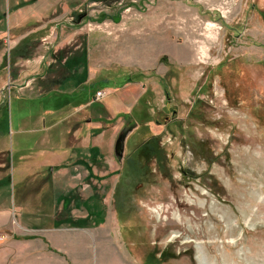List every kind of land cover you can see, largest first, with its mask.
I'll return each mask as SVG.
<instances>
[{
  "label": "rangeland",
  "instance_id": "obj_1",
  "mask_svg": "<svg viewBox=\"0 0 264 264\" xmlns=\"http://www.w3.org/2000/svg\"><path fill=\"white\" fill-rule=\"evenodd\" d=\"M33 4L0 42L31 77L3 85L0 203L57 216L9 213L0 264H264V0Z\"/></svg>",
  "mask_w": 264,
  "mask_h": 264
},
{
  "label": "crops",
  "instance_id": "obj_2",
  "mask_svg": "<svg viewBox=\"0 0 264 264\" xmlns=\"http://www.w3.org/2000/svg\"><path fill=\"white\" fill-rule=\"evenodd\" d=\"M19 1H21V0H0V42H2L3 45H5L6 50L8 47H10V45H6L8 43V40H6V38H9L11 35H13V36L14 35H16V36L23 35V33L15 32L14 23H12V20H20L21 21L23 19L24 20H30L31 18H34V16H31V14L28 15L30 19H27V17L24 15L21 16L19 13L13 14V11H14L13 5L18 3ZM31 1H32V3H34L33 5H35V6H36V3H38L40 5L39 7H37V8H40V12L37 11L36 9H31V11H37L36 15H38L39 17L45 16V15H43L44 13H41L42 9H44V11H47V9H50L52 5H55V3H57V0H30V2ZM11 4H13V5L11 6ZM46 13L49 16V12L47 11V12H45V14ZM1 51H2V49H0V53H2ZM0 58H1V55H0ZM43 66L47 67V64L46 65L44 64ZM41 75H43V73ZM30 78L31 77H24V79L21 82H16L14 77L13 78H11L10 76H8L7 78L3 77V76L0 77V110H1V107L6 106V102H5L6 95L3 93L4 92L3 90L5 89L3 85L8 86L9 90H10V88H13V90H17L15 88L16 84L18 85V87H22V86H24L23 83L28 81ZM15 93H20V92L15 91ZM9 94H11V93H8L7 95H9ZM54 110L53 109H47L48 114L51 115L50 113H53L52 111H54ZM55 122H56V120L53 118L52 120H50L48 125H47V123L45 125H43V129H45V130L49 129L47 127L52 126ZM8 133H9V130L7 129V126H5V125L1 126V129H0V195L1 194L8 195V192L10 190L8 187V185H9L8 182L10 181V177L6 173L7 168H5V166H8V159H7L8 156L4 158V153L6 151H8V148H9V145L7 143ZM47 142L52 145L50 150L53 153V156L51 157L53 160L55 152L57 150H60V148H62V146L57 145V143L53 144L51 141H47ZM53 145H55V146H53ZM80 145L81 144H79L78 147H80ZM71 146H74V145H70L69 147L72 148ZM72 154L75 156V153H69V154H66L64 157H58V156L55 157L56 159L59 158L60 160L58 162L55 161V163H54V161H52L53 163L51 164L50 170H49L50 173H52V172L53 173L54 172L55 173L56 172L63 173V172L69 171L72 167L73 161H71V160H73V159H68V158H70V156L73 157ZM63 159H65V160H63ZM13 169L14 168L12 166V173H13ZM49 187H51V186H49ZM38 190H40V188ZM61 191H65V190L62 188ZM36 195H37V199H38L39 193L37 192ZM68 195H69V197H71V194H68ZM52 198L53 197H51L50 201L47 200V203H48V207H51L54 209V206L56 204L53 205V203H51V202H53ZM3 199H4V201L7 200L4 197H3ZM42 211L43 210H38V211L35 210V201H31L30 199H27L24 197L22 199H19V202L14 201V207H12L8 204L3 205L0 203V227H3L4 225L7 226L9 218H10L9 213H11V212L15 214L16 220L24 228L28 227L27 225H24V222L26 220L29 224V227H41L40 224L36 223V220H35L36 218L42 219L43 216L47 215L49 218L53 219L57 216V215H55L54 211L53 212L45 211L43 213H42ZM16 213L18 214V216ZM23 257L25 258V255H23ZM25 260H26V258H25Z\"/></svg>",
  "mask_w": 264,
  "mask_h": 264
}]
</instances>
